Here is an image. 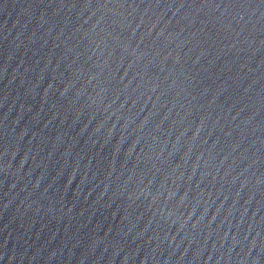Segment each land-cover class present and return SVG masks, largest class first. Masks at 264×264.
<instances>
[{"label":"water","instance_id":"obj_1","mask_svg":"<svg viewBox=\"0 0 264 264\" xmlns=\"http://www.w3.org/2000/svg\"><path fill=\"white\" fill-rule=\"evenodd\" d=\"M0 264H264V0H0Z\"/></svg>","mask_w":264,"mask_h":264}]
</instances>
